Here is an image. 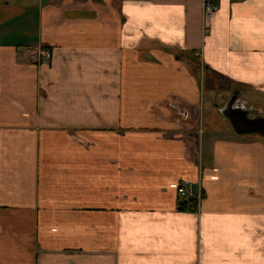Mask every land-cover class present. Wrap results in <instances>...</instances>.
<instances>
[{"label": "crops", "instance_id": "crops-1", "mask_svg": "<svg viewBox=\"0 0 264 264\" xmlns=\"http://www.w3.org/2000/svg\"><path fill=\"white\" fill-rule=\"evenodd\" d=\"M202 1L0 0V264H264V138L190 64L264 115V0Z\"/></svg>", "mask_w": 264, "mask_h": 264}, {"label": "water", "instance_id": "water-1", "mask_svg": "<svg viewBox=\"0 0 264 264\" xmlns=\"http://www.w3.org/2000/svg\"><path fill=\"white\" fill-rule=\"evenodd\" d=\"M240 90H233L229 100L220 106V111L228 119L238 134L258 133L264 138V115L260 108H255L248 100L237 105Z\"/></svg>", "mask_w": 264, "mask_h": 264}, {"label": "rangeland", "instance_id": "rangeland-1", "mask_svg": "<svg viewBox=\"0 0 264 264\" xmlns=\"http://www.w3.org/2000/svg\"><path fill=\"white\" fill-rule=\"evenodd\" d=\"M198 68L202 76V84H203L202 89L203 90L201 93V102H202L201 106H202V111L206 109L204 112L205 122L207 123L206 126L208 127L209 126H212V127L219 126L221 122H225L228 124V119L222 114L219 108L220 106H223L229 100V97L231 96L233 90L235 89L241 91L240 98H242L243 100H248L252 106L259 108L257 104L259 103L260 100H254L255 95L251 93H244L246 91L244 89L235 88L233 90H224V91H219L217 89L214 94H211L212 91L210 92L209 89L206 88L207 85L209 84L207 81L209 73H207L206 67L203 66V64L201 63ZM203 77H204V80H203ZM213 109H215V112L211 113ZM212 118L214 119V122L212 123V125H209L208 122ZM254 135L261 137V135L258 133H254Z\"/></svg>", "mask_w": 264, "mask_h": 264}, {"label": "built area", "instance_id": "built-area-1", "mask_svg": "<svg viewBox=\"0 0 264 264\" xmlns=\"http://www.w3.org/2000/svg\"><path fill=\"white\" fill-rule=\"evenodd\" d=\"M203 13L206 17H211L218 9V5L215 0H203L202 1ZM52 55L51 50L42 48L33 54L34 58L38 61L48 60ZM178 193L181 197L188 200L195 206L200 205L203 199L202 187L195 186L192 182L184 181L178 187Z\"/></svg>", "mask_w": 264, "mask_h": 264}, {"label": "trees", "instance_id": "trees-1", "mask_svg": "<svg viewBox=\"0 0 264 264\" xmlns=\"http://www.w3.org/2000/svg\"><path fill=\"white\" fill-rule=\"evenodd\" d=\"M197 58L198 57H196V59H193V63H190L191 66H192V70H194L195 72H196V70L199 71L198 67L200 66V62H199V60ZM178 207L180 209H187V208L194 209L195 208V206L193 204H190L189 201L186 200V199L180 201Z\"/></svg>", "mask_w": 264, "mask_h": 264}, {"label": "flooded vegetation", "instance_id": "flooded-vegetation-1", "mask_svg": "<svg viewBox=\"0 0 264 264\" xmlns=\"http://www.w3.org/2000/svg\"><path fill=\"white\" fill-rule=\"evenodd\" d=\"M244 100L242 99V98H238V102H237V105H240L242 102H243ZM255 108H257V107H255Z\"/></svg>", "mask_w": 264, "mask_h": 264}]
</instances>
